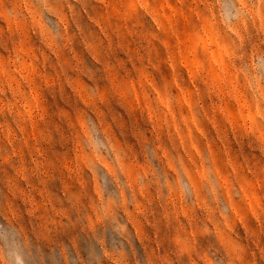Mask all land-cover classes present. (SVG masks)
Returning <instances> with one entry per match:
<instances>
[{"label": "rangeland", "instance_id": "obj_1", "mask_svg": "<svg viewBox=\"0 0 264 264\" xmlns=\"http://www.w3.org/2000/svg\"><path fill=\"white\" fill-rule=\"evenodd\" d=\"M0 264H264V0H0Z\"/></svg>", "mask_w": 264, "mask_h": 264}]
</instances>
